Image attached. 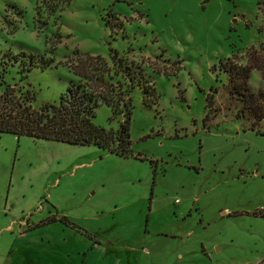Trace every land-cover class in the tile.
<instances>
[{"label": "rangeland", "instance_id": "374dc122", "mask_svg": "<svg viewBox=\"0 0 264 264\" xmlns=\"http://www.w3.org/2000/svg\"><path fill=\"white\" fill-rule=\"evenodd\" d=\"M263 13L264 0H0V70L8 52L36 57L2 73L35 106L85 80L73 66L90 55L122 88L116 51L146 78L128 156L0 132V264H264V120L237 116L221 68L264 43ZM250 84L264 89L259 69ZM123 118L102 103L94 122Z\"/></svg>", "mask_w": 264, "mask_h": 264}, {"label": "trees", "instance_id": "16d2710c", "mask_svg": "<svg viewBox=\"0 0 264 264\" xmlns=\"http://www.w3.org/2000/svg\"><path fill=\"white\" fill-rule=\"evenodd\" d=\"M260 30L264 32V24ZM114 53V65L126 82L125 84L123 81L125 88L112 83L113 75L109 72L110 67L104 57L90 55L84 64L73 66L75 72L85 80H74L68 90L61 95L60 102H47L37 107L34 104L35 93L31 88L8 82L2 74L11 64L17 62L21 63V70L24 72L32 67L36 57L24 51L8 52L4 56V68L0 70V132L71 143L95 144L119 155L132 154L131 117L134 105L131 92L139 81L143 84V79L146 78L142 67L128 63L126 58L118 56L117 51ZM246 55V63L240 62L237 55L222 59L221 68L228 74L229 94L238 103L237 116L249 120L253 129L263 132L260 124L264 120V89H253L250 77L253 69H259L264 75V43L249 47ZM91 83H97L98 88ZM145 90L150 94V84ZM213 100L214 95L208 93L209 109L213 106ZM102 103L112 106L115 113L123 114L124 118L118 129L106 128L94 122L96 109ZM209 113L210 111L207 117ZM54 219L50 217L41 223ZM64 220L74 225L65 216Z\"/></svg>", "mask_w": 264, "mask_h": 264}, {"label": "crops", "instance_id": "0c3cea01", "mask_svg": "<svg viewBox=\"0 0 264 264\" xmlns=\"http://www.w3.org/2000/svg\"><path fill=\"white\" fill-rule=\"evenodd\" d=\"M27 236H28V234L25 233V232H21L20 234H18V235L16 236L15 241H14L15 243H14V245L12 246L13 248H11L12 252H14V253L17 254V252L19 251L18 243H19L20 241H22L23 239H25ZM99 246H100L99 244H95V245H94V247H97L98 249H100Z\"/></svg>", "mask_w": 264, "mask_h": 264}]
</instances>
